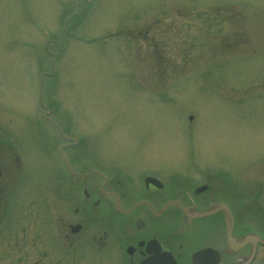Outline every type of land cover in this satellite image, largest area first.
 <instances>
[{
    "label": "rangeland",
    "instance_id": "obj_1",
    "mask_svg": "<svg viewBox=\"0 0 264 264\" xmlns=\"http://www.w3.org/2000/svg\"><path fill=\"white\" fill-rule=\"evenodd\" d=\"M79 4L85 9L77 20L65 21ZM216 4V13L199 15ZM263 4L0 0V134L8 131L21 143L17 149L28 161L22 188L38 199L35 218L49 210L40 203L64 178L46 154L53 134L35 116L40 100L59 115L76 117L77 126L57 120L70 134L88 138L84 150L106 175L120 168L136 178L153 170L195 181L201 167H210L228 173L234 189L264 184V60L243 32L244 17ZM227 9L236 14L232 23L222 19ZM60 24L72 38L58 50ZM151 51L161 52L162 61L152 70L155 78L143 83ZM188 67L193 72L175 81L181 92L169 87L173 69ZM261 214L253 209L245 218L257 222ZM19 224L0 232V251ZM48 226L41 220L33 229L48 238ZM91 259L114 264L113 253Z\"/></svg>",
    "mask_w": 264,
    "mask_h": 264
},
{
    "label": "flooded vegetation",
    "instance_id": "obj_2",
    "mask_svg": "<svg viewBox=\"0 0 264 264\" xmlns=\"http://www.w3.org/2000/svg\"><path fill=\"white\" fill-rule=\"evenodd\" d=\"M3 174L4 172L2 173L0 171V204L3 202V205H7L8 178H6V176ZM114 185H119L117 180H114ZM9 187H13L12 184L9 185ZM218 191V188H214V195H218ZM89 196L90 195H88V197ZM161 197V194H153V198L150 203L151 208L146 205H142L140 207L143 209L137 210L138 208H130L131 205L126 198H124L122 202L117 192H114V250L116 252H120L124 256L122 260L126 259L130 264H138L140 260H149V263L152 264L153 257L152 255L148 256L149 254L146 251L148 250V252H150L152 245L151 242L153 239H156L160 244L161 250L170 252V254L176 260V264H191V254L194 251L203 248H211L212 250H215L211 252V263H214L216 257L218 256V261L216 264H242L239 258L240 256H245V258L248 257L250 259L249 264H264V247L260 245L257 246L255 250L251 251L252 245H244L243 247L236 246L239 245L236 241V243L233 244L235 245L234 248H231L232 243L229 242L227 233L228 229L230 228L227 221L228 217L226 218V213H224V211L221 209L213 210L211 213V217L216 223L214 226H204L202 225L203 222L196 220L198 222L193 221L195 222V225L193 227H185L186 230H176L172 228L167 231L165 226H162L160 221H152L150 218V211L153 212L155 210L154 207L160 206V208H162V206L166 204L167 201L172 200H161ZM192 199L193 200H190V202H188L186 205H180L182 208H189V210L182 212L183 217H189L191 219H185L187 222L192 221L196 217L197 210L205 208L203 207L204 205H200L197 208L196 202L194 201V199L197 200L196 197L193 196ZM144 202L147 201L144 200ZM217 202L218 200L214 201V203ZM205 206L208 207L210 205L207 203ZM193 207L194 209H192ZM135 211H138V213L136 214V217L131 220V222L125 220L126 218L131 219V216L135 213ZM163 212H165V209ZM231 213L233 216H237L238 214L237 210H232ZM153 214L156 215L155 213ZM119 215H123L125 218L121 220L119 219ZM143 216L149 217L150 219L148 227L147 223L145 222L141 229H136L137 227H135L134 224L136 218H143ZM83 219L84 213L76 207L73 209V214L69 215L68 219L65 221L63 239L67 247H70L72 239L77 237L78 239H81L79 233L85 230ZM76 222L79 223L81 227L79 230L80 232H75L76 234H74V232L71 231V224ZM127 222H129V226L124 225ZM233 228H236V226L234 225ZM127 229H130L131 231ZM252 232L256 233L257 230ZM233 233H235L234 238L240 237L241 235L240 232ZM108 238L109 236L105 231H103L100 236L95 233L90 236V239L94 245L106 246L103 240ZM101 239L103 240L101 241ZM98 241H100V243L96 244ZM252 243H255V241L252 240ZM116 252H114V255L117 256ZM69 260L66 259L67 264H70ZM154 260L155 264H162L165 258L158 254Z\"/></svg>",
    "mask_w": 264,
    "mask_h": 264
},
{
    "label": "water",
    "instance_id": "obj_3",
    "mask_svg": "<svg viewBox=\"0 0 264 264\" xmlns=\"http://www.w3.org/2000/svg\"><path fill=\"white\" fill-rule=\"evenodd\" d=\"M249 40L255 49L264 56V10L249 17L246 21Z\"/></svg>",
    "mask_w": 264,
    "mask_h": 264
}]
</instances>
